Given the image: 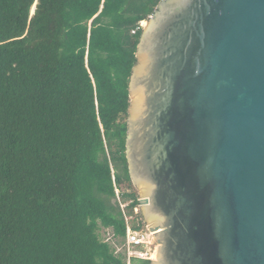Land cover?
Listing matches in <instances>:
<instances>
[{"label": "trees", "instance_id": "trees-1", "mask_svg": "<svg viewBox=\"0 0 264 264\" xmlns=\"http://www.w3.org/2000/svg\"><path fill=\"white\" fill-rule=\"evenodd\" d=\"M159 3L0 0V264H126L128 83Z\"/></svg>", "mask_w": 264, "mask_h": 264}, {"label": "water", "instance_id": "water-1", "mask_svg": "<svg viewBox=\"0 0 264 264\" xmlns=\"http://www.w3.org/2000/svg\"><path fill=\"white\" fill-rule=\"evenodd\" d=\"M128 83L149 264H264V0H162Z\"/></svg>", "mask_w": 264, "mask_h": 264}, {"label": "built area", "instance_id": "built-area-1", "mask_svg": "<svg viewBox=\"0 0 264 264\" xmlns=\"http://www.w3.org/2000/svg\"><path fill=\"white\" fill-rule=\"evenodd\" d=\"M161 1L162 0H160V2ZM143 26V22L140 23V27L142 28ZM131 33L134 34L135 31H132ZM115 193L116 196H118L117 190H115ZM120 208L122 209L124 215L126 228L124 245L123 247H116L115 253L121 252V249H123L125 253L126 264H149L155 250L157 249V245L154 242L153 236L145 225L137 229L132 228V222L134 221V218L132 216L125 215L123 210L124 205L120 204ZM134 213H138V208L134 209Z\"/></svg>", "mask_w": 264, "mask_h": 264}, {"label": "rangeland", "instance_id": "rangeland-1", "mask_svg": "<svg viewBox=\"0 0 264 264\" xmlns=\"http://www.w3.org/2000/svg\"><path fill=\"white\" fill-rule=\"evenodd\" d=\"M108 235H106V233L104 234V237H107Z\"/></svg>", "mask_w": 264, "mask_h": 264}]
</instances>
